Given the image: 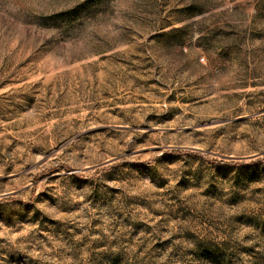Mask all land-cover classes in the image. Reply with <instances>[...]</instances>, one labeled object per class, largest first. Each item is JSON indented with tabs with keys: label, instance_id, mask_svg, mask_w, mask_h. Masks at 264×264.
I'll list each match as a JSON object with an SVG mask.
<instances>
[{
	"label": "clouds",
	"instance_id": "clouds-1",
	"mask_svg": "<svg viewBox=\"0 0 264 264\" xmlns=\"http://www.w3.org/2000/svg\"><path fill=\"white\" fill-rule=\"evenodd\" d=\"M25 8L49 47L120 55L137 69L126 80L150 83L118 86L111 106L118 93L132 99L119 119L92 108L95 100L82 101L87 111L72 105L75 117L45 101L56 132L35 143L51 150L43 167L57 171L47 183L25 173L0 185V213L17 225L0 224V264H264V0H26ZM31 147L4 152L0 176L9 164L34 165Z\"/></svg>",
	"mask_w": 264,
	"mask_h": 264
},
{
	"label": "rangeland",
	"instance_id": "rangeland-1",
	"mask_svg": "<svg viewBox=\"0 0 264 264\" xmlns=\"http://www.w3.org/2000/svg\"><path fill=\"white\" fill-rule=\"evenodd\" d=\"M26 0H0V156L4 152L12 153L14 149L31 144L30 152L37 159L35 164H25L21 171H14V166L9 164L4 168L7 175L0 176V185H8L32 178V183L41 181L47 183L55 178L56 168H44L49 159L50 151L45 152L41 144L35 141H47L50 135H55L56 126L53 121L56 116L49 111L52 108H64L63 115L75 117L80 109L71 108L80 103L81 108L87 111L82 101L95 100L92 108L105 107V113L109 117L123 118L120 104L131 103V96L127 100L117 94L115 107L112 104V93L122 87L127 81H131L132 89L143 85L148 86L149 81L133 78L131 75L125 78L126 73L135 72L137 69L131 61H124L120 55H99L85 57L81 47L67 46L62 50L49 47V40L41 41L27 24ZM71 10V5L68 9ZM102 31V29H100ZM95 46L105 47L102 41H96ZM110 51V49H108ZM135 59V57H133ZM8 91L5 92L4 89ZM13 88L16 90L13 91ZM43 93V95H41ZM104 98L103 105L96 100V94ZM136 94V93H133ZM137 95V100L147 102L145 96ZM39 100V105L37 101ZM169 101L174 97L169 96ZM35 108L34 111L29 109ZM134 110V109H133ZM172 111L179 112V109ZM27 113L26 119L19 124H9L17 116ZM89 116L91 113H88ZM167 115V114H165ZM97 120L100 117H96ZM7 125V128H6ZM143 127V126H142ZM106 127H100L93 131L103 132ZM112 133L109 132V135ZM146 135V134H145ZM59 147V145H57ZM146 150V149H145ZM17 164L21 163L18 159ZM39 167L38 172L30 171ZM27 173V176L24 174ZM18 191H24L18 188ZM41 191L36 199L44 196ZM16 202H21L17 200ZM23 223L24 221L21 217ZM55 223H59L58 221ZM0 224L4 228H16L11 215L0 213Z\"/></svg>",
	"mask_w": 264,
	"mask_h": 264
}]
</instances>
